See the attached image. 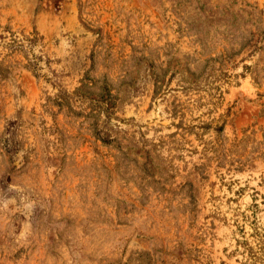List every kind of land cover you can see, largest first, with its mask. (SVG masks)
I'll use <instances>...</instances> for the list:
<instances>
[{"label":"rangeland","instance_id":"obj_1","mask_svg":"<svg viewBox=\"0 0 264 264\" xmlns=\"http://www.w3.org/2000/svg\"><path fill=\"white\" fill-rule=\"evenodd\" d=\"M0 264H264V0H0Z\"/></svg>","mask_w":264,"mask_h":264}]
</instances>
